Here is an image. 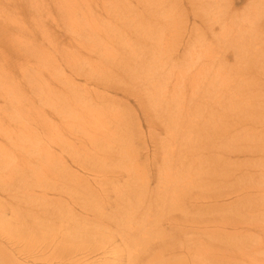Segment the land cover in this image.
Instances as JSON below:
<instances>
[{
  "label": "rangeland",
  "instance_id": "374dc122",
  "mask_svg": "<svg viewBox=\"0 0 264 264\" xmlns=\"http://www.w3.org/2000/svg\"><path fill=\"white\" fill-rule=\"evenodd\" d=\"M14 1L29 8L32 2L40 0H4L6 11L0 8V20L7 18L13 27L21 23L10 10L15 7ZM108 3H112L110 7L116 14L111 22L96 21L92 11L86 21L78 18L77 27L84 35H90L91 31L94 36L108 35L115 41L119 53L115 56L117 61L114 59L116 65L106 61L103 65L93 53L96 51L93 43L82 38L81 57H90L89 63L82 59L86 62L82 75L91 79L95 71L115 69L123 74L129 69L132 77L128 75L126 85L118 81L114 90L97 88L82 79L75 82L79 95L83 96L82 89L86 88L91 92L86 100L100 102L105 108L96 117L103 124L99 130L103 145L95 150L94 156L109 157L102 169L114 174L106 184L105 180L96 185L91 183L87 194L69 193L57 203L50 201L58 195L48 191L52 180L46 171L38 170L41 175L35 178L20 170L7 182L2 177L7 169L0 170V264H5L3 258L9 256L19 264H127L126 256L131 249L112 251L111 245L118 235L114 231L121 210L117 201L125 200L124 196L118 197L119 192L126 186L137 187L141 202L156 198L162 187L159 177L163 169L182 182L188 177L185 172L190 173L194 198L190 235L193 264H264V241H259V233L253 230L242 236L221 233L232 232L224 225L233 219L247 225L251 214L256 213L259 221L264 222V213L256 212L264 203V0H109ZM51 19L47 27L50 32L56 31ZM57 34L58 41L66 43L65 34ZM67 34L72 36L70 32ZM124 38L130 41H123ZM43 49L48 53L47 60L49 55L58 56L50 46ZM121 62L127 63L125 70L117 67ZM201 65L207 66L202 75L198 73ZM65 74H69L67 70ZM21 75L28 78L34 71H25L24 67L16 72V79L8 81L18 82ZM176 81L181 90L178 94L184 99L177 102L183 105L181 115L179 110L174 113V107H169V95H164L168 85ZM21 84L27 89V84ZM183 84H187L184 90ZM191 85H195V90ZM25 95L22 104L31 106L33 117L38 110L47 108L28 89ZM141 108L147 110L151 119L161 121L174 115L181 126L188 123L190 132L179 142L186 144L192 139V147L200 149L187 165L182 161L172 168L162 165L163 156L170 157L168 149L156 148L154 142L163 139L165 131H155V126L152 139ZM14 109L8 107L5 115L21 118L13 115ZM23 156L27 158L28 154ZM67 166L66 180L60 183L75 180L70 174L84 181L93 180L81 169ZM57 180L53 183L58 184ZM100 183L106 193L99 192ZM213 194L220 195L219 199H210ZM79 199L87 206H80ZM214 219L218 221L215 225ZM99 222L113 227L105 231ZM159 231L164 235L170 233L166 226ZM87 244L95 250H82ZM74 250L78 252L70 261L68 254ZM178 255L164 253L161 262L183 264Z\"/></svg>",
  "mask_w": 264,
  "mask_h": 264
},
{
  "label": "bare ground",
  "instance_id": "6f19581e",
  "mask_svg": "<svg viewBox=\"0 0 264 264\" xmlns=\"http://www.w3.org/2000/svg\"><path fill=\"white\" fill-rule=\"evenodd\" d=\"M3 1L0 0V8L2 12H5ZM18 1L25 2V0ZM108 1L48 0L46 2V0H40L32 2L29 8L24 7L22 3L15 4L14 1L15 7L10 10H13L14 16L19 18L21 23L13 27L7 22V18L0 20V101L2 102V107L0 106V170L7 169L8 172L2 175L3 180L7 182L11 181L14 174L20 170L28 171L35 178L41 175L40 171H46L52 180L48 185V191L58 195L57 198L50 199L51 202H62L61 197L65 198L69 193L87 194L90 191L91 183L96 185L98 181L103 183L105 180L106 184L111 181L110 178L114 174L102 169L103 163L106 162V159L109 161V157L94 156L97 154L95 150L103 145L101 141L103 134L99 132L103 124L98 122L96 117L105 108L100 102L89 103L90 101L86 100L91 95L90 90L83 88L84 95H79L77 91L79 87L75 82L82 79L86 84L94 83L97 88L114 90L118 81L126 85L125 82L130 80L128 75L132 77L129 69L123 74L117 73L115 69L95 71L91 79L82 75L86 63L82 62V59L87 63L90 62V57L84 59L79 51V46L83 45L86 38L93 43V48L96 50L93 53L103 65L105 61L111 63L112 66L116 65L114 59L117 61L115 56L119 53L115 41H111L108 35L94 36L91 31H89L90 35H84L77 27L78 18L86 21L89 19L88 14L92 11L95 13L96 21L111 22L110 20L116 14L115 10L110 7L112 3H108ZM53 13L56 16L53 17ZM50 17H52L50 22L56 31L50 32L47 29ZM84 24L87 23L84 22ZM59 32L65 34L63 40L66 43L62 40L58 41L57 33ZM68 32L72 36L67 34ZM123 41L129 42L130 39L124 38ZM45 46H50L58 56L49 55L47 60L48 53L43 49ZM182 47L184 49L186 46ZM126 64L121 62L117 64V67L121 66V70H125ZM34 65L36 68H29ZM97 66H92V68ZM24 67L25 71L29 69L34 71V75L28 78L21 75L20 81L15 83L8 81V79H16V72ZM206 67L201 65L198 73L204 74ZM66 70L68 75L65 74ZM121 80L123 81L121 82ZM21 82L28 85L27 89L39 103L43 102L47 105L45 110H38L35 117H33L31 106L22 104V96H26L27 89ZM186 85L183 84V90ZM168 87L169 89L165 91L164 95H169L171 100L169 107H174V113L178 110L181 111L178 112V115L184 114L183 105L177 103L184 100L178 94L181 91L178 81L169 84ZM190 88L195 90V85H191ZM7 94H12V97ZM27 100L32 104V99L28 98ZM140 106L142 105L140 104ZM8 107L10 109L15 107L12 111L13 115L21 118H8L5 115ZM142 109L148 133L152 139L155 126H157L155 131H165V137L156 139L154 142L156 148L160 146V149H168L170 157L163 156L162 165L172 168L174 164H180L181 161L187 165L194 153L200 149L192 147L194 145L192 139H188L186 144L179 142L190 132L191 127L188 126V123L181 126L182 123L177 122L175 118L178 117L174 115L161 121L151 119L147 116V110ZM86 144L89 146H85ZM204 148L207 149V147ZM24 154H28V157L24 158ZM97 160L99 161L93 162ZM67 165L75 166L90 174L93 176V180L84 181L81 177L70 174L75 180L68 184L60 183L61 180H66ZM131 171L133 172V170ZM185 173L188 177H185V181L182 182V179L177 180L175 174L163 169V173L159 177V184L162 186L161 191L158 192L159 195L154 199L148 198L144 202L140 201L141 193L137 194L139 192L137 187L130 189L129 186H126L119 192L118 197L123 198L124 196L125 200L117 201L121 210L118 212V221L115 222L114 231L118 235L113 237L111 245L114 246L112 251L120 248L122 250L131 249V252L126 256L127 264H168L161 260L164 253L170 252L171 254L179 253L178 256L182 257L183 264H193L190 235L193 231L192 200L194 198L190 173L188 171ZM127 174L132 178L128 171ZM54 180H57L58 184L53 183ZM221 185L223 186L224 183ZM103 186L101 184L98 188L100 193L107 192ZM219 197L220 195L213 194L210 199L216 201ZM92 198L93 202H96V194ZM79 204L82 207L87 206L82 199H79ZM96 205L98 206L97 203ZM89 207L94 208L95 206L90 205ZM258 208L256 212L264 213V203ZM139 219L141 220L140 224L137 221ZM248 219L247 225L238 219L226 222L224 227H228L232 232L221 233L228 236H232V234L242 236L248 235L250 230H253L261 235L259 241H264V222L259 221L256 213L255 215L251 214ZM212 223L215 225L218 221L214 219ZM99 224L105 231L113 227L109 223L99 222ZM201 224L207 225L208 222L201 221ZM163 226H166L171 234H161L159 230ZM94 242L97 243L98 240ZM262 249L264 250V247ZM82 250L92 252L95 247L87 244L82 247ZM74 251L68 254L70 261L78 252V250ZM3 259L5 264H19L10 256ZM175 263L177 262L171 264Z\"/></svg>",
  "mask_w": 264,
  "mask_h": 264
}]
</instances>
